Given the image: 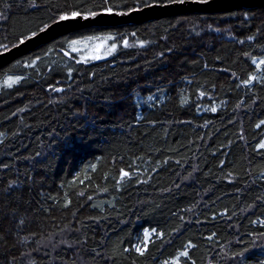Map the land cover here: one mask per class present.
I'll return each instance as SVG.
<instances>
[{
  "label": "trees",
  "instance_id": "obj_1",
  "mask_svg": "<svg viewBox=\"0 0 264 264\" xmlns=\"http://www.w3.org/2000/svg\"><path fill=\"white\" fill-rule=\"evenodd\" d=\"M173 1L0 0V51L72 11ZM82 34L114 54L81 60ZM256 58L264 6L86 26L0 66V264H264Z\"/></svg>",
  "mask_w": 264,
  "mask_h": 264
},
{
  "label": "water",
  "instance_id": "obj_2",
  "mask_svg": "<svg viewBox=\"0 0 264 264\" xmlns=\"http://www.w3.org/2000/svg\"><path fill=\"white\" fill-rule=\"evenodd\" d=\"M257 6H264V0H185L184 3L178 1L167 2L164 4L152 3L142 8H135L129 11H113V14H107L100 11L96 12L97 15L95 17L89 16L87 19L78 17L76 19L59 23H57L58 20H56L49 24L50 27L45 31L36 32L38 35L35 38L26 40L23 44L18 43L7 48V50L0 51V66L62 34L86 26L117 25L125 23L136 24L163 15L178 14L189 11L222 12L239 7L252 8Z\"/></svg>",
  "mask_w": 264,
  "mask_h": 264
},
{
  "label": "snow or ice",
  "instance_id": "obj_3",
  "mask_svg": "<svg viewBox=\"0 0 264 264\" xmlns=\"http://www.w3.org/2000/svg\"><path fill=\"white\" fill-rule=\"evenodd\" d=\"M178 2L180 3H184L185 0H178ZM31 3L33 5L36 4V0H31ZM104 3L107 5L108 3V0H104ZM103 12L104 13H107V14H113V8L112 7H105L103 9ZM97 15L96 12H89L87 15H83L80 11H72L70 14H63V15H60L59 16V19L57 21V23L59 22H63V21H68V20H71V19H76L78 17H82L84 19H87L89 16L91 17H95ZM0 18H3V14L0 13ZM50 25H45L40 31L43 32L45 31L47 28H49ZM38 35V33H35L33 32L31 34V36H28V37H25L24 39H20L19 43L20 44H23L26 42V40H30L32 38H35L36 36ZM93 39H98V38H93V37H88L87 40L91 41ZM80 43H84L82 41H77V40H73L69 43V48L71 49V52H78L80 51L81 49L80 48H77L75 47V45L77 44H80ZM105 43L104 40H101V43L99 45H96L95 48L93 49V51L95 52H98L100 47L103 46V44ZM140 45H143L145 42L144 41H139L138 42ZM123 44L124 46H128V41L127 40H124L123 41ZM84 46L87 47V43H84ZM0 47H3V46H0ZM117 48V45L115 43L111 44V46L108 48V50L104 53V55H109L112 51H115ZM7 50V49H5ZM65 55H69V53H65ZM100 59L101 57L99 55H90L89 57H84L82 56L81 57V60H87V59ZM255 62V60H254ZM33 64L35 63V60H33L32 62ZM264 64V59H261L259 61V63L257 64V67H259L260 65ZM254 79H258L257 77L253 76V77H250L248 80H245L243 81L244 84H251L252 81ZM21 80V77L17 76V77H12V76H9L5 81H4V84H6L7 86L11 87L13 84L19 82ZM54 91H61V89H58V88H54L53 89ZM201 95H204V93H201ZM210 111L212 112H215L216 111V108L215 107H212L210 109ZM261 124H264V121H261ZM258 147L260 148H264V142H262L260 145H258ZM93 170L95 169V165L92 166ZM130 175H132V173L128 172V171H125L123 169H121V172H120V178L121 180H123L124 178L126 177H129ZM88 177H85V179H87ZM80 183H83V181H80ZM81 195H83V193H80ZM68 203H70V201H68ZM156 235L157 238H160L163 236V233L161 232H158L156 229H152L151 231L149 230H145L144 231V239L143 241L140 243V244H137L135 246V252L140 254V255H143L145 251H147L148 249V246H149V243L151 242V238L153 235ZM187 247H192L191 243L189 242V245ZM189 256V253L187 250L185 251H182L180 253V257H188ZM180 257H176L174 258V261H173V264H180ZM164 264H169V261H164ZM194 264V262H193Z\"/></svg>",
  "mask_w": 264,
  "mask_h": 264
},
{
  "label": "rangeland",
  "instance_id": "obj_4",
  "mask_svg": "<svg viewBox=\"0 0 264 264\" xmlns=\"http://www.w3.org/2000/svg\"><path fill=\"white\" fill-rule=\"evenodd\" d=\"M83 15H87V14H83ZM98 35H94V34H92V35L82 34V35H79V36L71 37L70 39H68V42L70 43L73 40H77V41H82L84 43H87V45H88L87 47L84 46V43H80V44L75 45V47L81 49L80 51H78V53H80V56L89 57L90 55H99L102 58L110 57L112 54H114L113 53L114 51H112L109 55H106V56L104 55V53L110 47L108 45V42H107L106 38H105L106 36H104V35H99L98 36ZM88 37H93V38H98V39H93V40L89 41V40H87ZM101 40H104L105 41V43L103 44V46L100 47V49H99L98 52L93 51V49L95 48V46L96 45H99L101 43ZM139 41H144V40H139ZM139 41H136V42L135 41H131V42L129 41L128 42V45H130V44L140 45L138 43ZM140 46L141 47L146 46V42L143 45H140ZM261 59H263V58H261ZM261 59L256 58L255 61H258V63H259V61ZM87 61H94V59H90L89 58V59H87ZM7 78H8V76H6V74H5L4 77H3V79L1 80V83H4V81Z\"/></svg>",
  "mask_w": 264,
  "mask_h": 264
},
{
  "label": "bare ground",
  "instance_id": "obj_5",
  "mask_svg": "<svg viewBox=\"0 0 264 264\" xmlns=\"http://www.w3.org/2000/svg\"><path fill=\"white\" fill-rule=\"evenodd\" d=\"M40 30H41V29H40ZM40 30H39V31H40ZM76 54H77V53H76ZM75 56H76V55H75ZM73 93H74V92H73ZM75 94H76V93H75ZM82 97H83V96H82Z\"/></svg>",
  "mask_w": 264,
  "mask_h": 264
}]
</instances>
